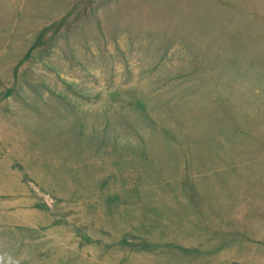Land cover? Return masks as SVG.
<instances>
[{"label":"rangeland","instance_id":"1","mask_svg":"<svg viewBox=\"0 0 264 264\" xmlns=\"http://www.w3.org/2000/svg\"><path fill=\"white\" fill-rule=\"evenodd\" d=\"M0 264H264V0H0Z\"/></svg>","mask_w":264,"mask_h":264}]
</instances>
